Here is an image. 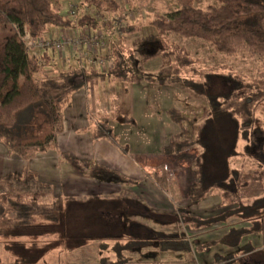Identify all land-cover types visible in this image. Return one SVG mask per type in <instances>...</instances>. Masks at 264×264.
Masks as SVG:
<instances>
[{
  "label": "trees",
  "instance_id": "1",
  "mask_svg": "<svg viewBox=\"0 0 264 264\" xmlns=\"http://www.w3.org/2000/svg\"><path fill=\"white\" fill-rule=\"evenodd\" d=\"M176 1L175 11L157 15L152 20L159 37L171 34L200 39L216 53L235 56L246 52L258 57L264 64V0H215L217 6L206 9L197 8L194 0ZM83 2L90 12L81 13L77 20H72L63 16L54 0H0V27L13 30L5 43H0V142L6 146L10 156L31 160L38 153L57 148L58 137L64 128V108L69 98L88 83L116 80L124 85L125 91L135 82L129 61L120 51L112 53L114 66L107 72L86 71L77 67L55 70L52 74H45L44 71L47 67H54V53L46 51L34 56L28 51L22 36L28 33L35 38L42 37L51 27H78L116 36L114 24L124 11L121 5L116 0ZM106 14H113L114 17L107 19ZM135 30L134 25L128 24L125 32L133 33ZM174 48L181 52H176L175 58L181 60L182 67L197 62L191 60L185 49L177 45ZM225 69L228 73L222 74L221 80H224L227 91L221 93H211L212 82L217 75L212 71H200L191 78L171 79L188 90L206 95L208 107L201 133L208 128L215 129L209 143L204 136L199 142L203 148L211 144L214 149L210 153L206 150L197 160L194 152H191L196 145L193 139L173 140L165 148L166 155L186 163H195L196 172L189 191L190 207L201 204L211 190L220 193L223 204L232 205L247 182L240 170H229L227 158L235 155L238 140L253 144L257 143V139H264V128L259 125V114L264 108V77L248 79L232 68ZM146 77L156 78L155 75ZM169 112L174 123L182 125L185 122V117L178 111ZM91 135L94 141L114 138L113 129L106 122L94 126ZM225 143L232 145L229 155L226 149L220 150ZM61 157L84 177L135 185L134 181L96 162L81 161L67 153H62ZM0 204L4 207L0 217V244L10 256V264H32L35 260V257L33 259L28 255L21 260L15 258L10 250L14 244L29 250L25 245H20L21 242L31 243L32 247L35 243L44 246L66 237L65 240L74 239L88 233L104 234L98 237L101 243L100 264H129L125 254L142 243L149 246L147 243L152 240L156 244L160 239L163 243L167 241V244L168 241H180V247L173 249L181 250V241L186 240L181 235L156 232L132 221L133 217L167 224L162 220L165 216L173 218L171 224L175 225L181 218L185 225L195 230L226 223L231 217L240 218L248 222V226H231L227 233L210 244H224L244 254L256 252L249 238L255 235L264 237V198L250 206L222 212L215 218L194 216L189 209H180L176 217H169L144 205L130 189L112 197L54 196V187L40 181L37 172L28 167L21 175L9 174L0 178ZM58 225L62 226L58 228L60 230L54 228ZM49 227L53 231L48 230ZM29 230L33 232L29 233ZM210 244L205 248L209 249ZM184 245L189 247L188 240ZM236 257L229 255L216 259L227 262ZM0 264H4L1 256Z\"/></svg>",
  "mask_w": 264,
  "mask_h": 264
},
{
  "label": "rangeland",
  "instance_id": "2",
  "mask_svg": "<svg viewBox=\"0 0 264 264\" xmlns=\"http://www.w3.org/2000/svg\"><path fill=\"white\" fill-rule=\"evenodd\" d=\"M116 1L124 10L122 14L125 12L134 14V21L129 22L128 24L134 25L136 30L133 33H127L124 30L122 36H112L111 38L113 41L109 38L107 40L106 47L102 52L105 50L108 51V55L104 54L108 58H112V53L114 51H120L124 54L132 68L131 74L135 79L134 85L143 87L141 88V93L144 92L148 99L151 100L152 98H156L157 103L152 102L149 107H153V109L161 113L157 114L159 118L156 120H151L148 117L136 114V118H132V120H129L128 122L123 123L120 121L125 132L122 137H119V140L122 142L124 139L127 140L130 145L129 152L135 153V155L138 156H147L148 153V155H156L161 151V142L169 141L167 144L168 146L171 141L182 139H193L196 142V145L191 151L194 152L196 160L201 154L204 152L206 153V150L210 153L212 149H214L211 144L207 148H203L199 144V142L203 139V136L207 143H209L213 137L212 134H214L215 131L213 127L208 128V130L203 132V134L201 133L202 126L204 125L205 110L208 107L206 95L188 90L182 84L175 83L171 79L173 77L191 78L195 76L197 72L212 71L215 72V75L217 73V75L212 82V90L210 89L211 93H221L227 91L226 85H224V80H221L222 74L228 73L227 69H225L226 67L232 68L234 71L243 74L248 79H253L264 77L263 62L258 57L252 56L246 52H242L235 56L216 53L207 42L200 39L185 38L171 34L165 37H159L156 27L152 24V20L157 15H166L175 11L177 9L176 0ZM54 3L60 9L61 13L66 12V8L69 5L76 6L79 15L81 13L90 12V10L85 6L83 0H54ZM194 5L197 8L206 9L209 6H217V2L215 0H194ZM112 17H114L113 14H106L107 19ZM12 31L13 30H11L10 27H0L1 44L5 43L6 37ZM110 40L114 43L111 44L113 49L111 47L108 48ZM174 45L185 49L191 60L197 62L189 67H182L180 65L181 60L175 58L177 50L174 48ZM177 53L180 54L181 52ZM52 54L54 57V67H47L44 71L45 74H52L55 70L62 71L64 68L70 69L68 65H63V61L58 57L57 53L52 52ZM184 55L185 54H183V56ZM146 75H155L156 78L148 79ZM107 82L108 83L102 85V82L99 81L97 82V87L91 86L89 88L91 90V97L94 102L97 97L100 104H104L105 100L107 109L110 111V115L113 114L112 117L116 123H118L119 121L115 119V116L118 115L120 108L117 105L118 103H116V96L117 92L122 93L121 91L124 90V85L116 80H109ZM95 83L96 82L93 84ZM171 105L173 108H170ZM170 110L178 111L185 117V122L182 125L174 123V121L170 118ZM92 114L93 112L90 113V116L93 118L94 115ZM92 118L91 120L93 122ZM166 124L170 127V130H172V136L168 137L171 132L166 129ZM259 125L264 128V108L259 114ZM94 126L96 125L94 124ZM119 131L120 129H118V132ZM165 142H163V144ZM256 142L257 143L248 144L245 141L238 140L235 155L227 158V166L229 167V170H240L243 173L244 180L247 182V186L243 187L239 191V198L232 205L227 203L223 204L220 193L217 190H211L206 199L198 206H195L196 213L203 215L199 217L215 218L222 212L234 210L241 206H250L255 201L264 198V139H257ZM0 144L7 150L6 146L2 142H0ZM167 146L164 147L163 152L160 153L159 156L149 160V165L153 168L148 169V174L150 175L148 178L152 179L151 181L154 182V185L159 191L167 195L166 198L169 199L172 204L174 203V205L177 206L178 211L183 208L188 209L186 206H189L190 204L189 191L194 181L196 166L194 165L195 163H186L176 157L166 155L165 148ZM224 147H220V150L222 151V149H226V152L229 155L232 145L225 143ZM52 151L57 152L58 155H60V159L63 160L61 157L63 152L59 150V142L57 148L49 149L45 153H38L36 157L31 160L36 158L41 160V158H43L42 155ZM7 155V157H14L24 162L31 161L24 160L15 155L10 156L8 154V150ZM27 167L35 172H38L29 166L24 167V169ZM219 169L222 170V172H226L222 167H219ZM68 186L69 184L65 187L67 188ZM134 186V184L124 185L117 184L115 182H105L98 185L99 194L93 196H119L127 189H130L134 194V191L132 190ZM72 188L73 187L70 186L68 190L72 191ZM115 190H118L119 195H112ZM58 192L59 191L57 190L54 191V196L59 195ZM72 192L76 191L74 190ZM210 205L211 207H208ZM3 208L4 207L0 204V217L4 211ZM175 208L176 207H173L174 213L169 215V217H176L175 214L177 213ZM67 219L68 218L66 217L65 220ZM139 219L140 217L136 220ZM172 219L173 218L165 216L162 218L163 222L167 223L166 225L175 226L174 223L171 224ZM131 220L133 221L135 218L133 217ZM248 224V222H244V220L240 218L231 217L226 223L215 224L209 229L195 230L185 225L180 218V221L177 222L176 228L157 229L164 231L163 234L181 235L184 239L188 240L189 247L188 245L185 247L184 244L186 240H184L185 242L181 241V250L176 251L173 247H180V241H168L169 244H167V241L163 243V240L160 239L157 244L154 240L150 241L147 243L149 246H145L142 243V245H139L137 249L132 252H127L125 255L130 261L129 264H201L204 257L209 258L212 262L216 258L226 257L229 255L244 256L237 264H244L245 260L248 264H264V237L261 235L253 236L251 242L255 247L256 252L250 254H244L239 249L231 248L224 244H210L212 241L221 238V236L227 233L229 227L248 226ZM54 228H56V230H60L58 228H62V226L58 225ZM47 229L53 231V228L51 227ZM28 232L32 233L33 231L29 230ZM62 233L64 232H61V234ZM101 235L104 236L102 233H95V235L88 233L87 235H82L68 240H65L67 237H62V241H53L52 243L44 246H39L35 243L34 247L31 246V243L21 242L20 245H25L29 248V250L25 249L23 246H19L18 244H14L10 250L12 252L11 254L16 256L15 258L18 260L23 259L26 255L33 259L35 257L32 264H100L99 246L101 243L98 237ZM126 239L128 240V237ZM207 244H210L208 246L209 249L205 248V245ZM0 256L3 257L4 264H10V256L4 252L1 244ZM232 261L234 260L223 262L226 264L228 262L232 263Z\"/></svg>",
  "mask_w": 264,
  "mask_h": 264
},
{
  "label": "crops",
  "instance_id": "3",
  "mask_svg": "<svg viewBox=\"0 0 264 264\" xmlns=\"http://www.w3.org/2000/svg\"><path fill=\"white\" fill-rule=\"evenodd\" d=\"M61 30L62 29L51 27L49 28L47 34L53 38H57L59 37ZM112 41H109L108 48L111 47L113 49L111 44L114 43ZM47 52L52 53L53 51ZM107 52L108 51L105 50L103 54L108 55L109 53ZM61 60L63 61V65H68L70 69H72V67H79L76 57L72 53H68L66 58ZM85 69L86 71H91L93 69L97 70L89 66ZM107 81L109 80L101 81L102 85L108 83ZM97 84L98 83L93 84V82L88 83L82 90L74 93L69 98L64 108L63 132L58 139L59 150L63 153L70 154L73 158L81 161L85 160L96 162L99 165H103L106 168L111 169L112 171L120 173L128 180L134 181L135 186L132 189L134 191V195L154 212H157L158 214L172 215L174 213L173 207H176V213L178 214L177 206L174 205V203L172 204L169 199L166 198L167 195L165 193H162L156 188L154 182L151 181L152 179L148 178L150 177L148 169L153 168L149 165V160L159 156L169 141H163L165 142L164 144L163 142L160 143L161 151L156 155H148V153L147 156H138L135 155V153L129 152L130 145L127 140L124 139L123 142L119 140V137H122L125 132L123 126H121V122L125 123L132 120V118H136V114L148 117L151 120L159 118L157 114L161 113L157 112V110L153 109V107H149L152 102L157 103L156 98H152L151 100L148 99L144 92L141 93V88L143 87L136 86L134 83L126 88L127 91L123 90L121 91L122 93L117 92L116 103H118L117 105L120 110L118 111V115L115 116V119L119 121L116 123L112 117L113 114L110 115V111L107 109L105 100L104 104H100L97 97L95 102L91 97V90L89 88L91 86L97 87ZM171 106L170 108H173V106ZM92 112V115H94L93 118L90 116V113ZM99 121L106 122L110 127H112L114 136L113 139H101L98 141H94L92 139L91 130L94 127V124L97 125ZM165 127L167 130H170V127H168L167 124ZM118 129H120L119 132ZM170 132L171 133L168 137L173 134L172 130H170ZM7 156V150L0 144V178L10 173L21 174L24 167L29 166L38 171L37 173L39 175V179L42 182L51 184L54 187V191H59V195L57 196H93L99 194L98 185L105 183L103 181L84 177V175L75 172L66 161L60 159V155H58L55 151L42 155L43 158H41V160L36 158L30 162H24L17 158ZM67 184H69V186L66 188L65 186ZM70 186L73 187L71 190H75L76 192L68 190ZM112 195H119L118 190H115ZM208 207H211V205ZM186 208H188L193 215L203 216L196 213V207H190V204L189 206H186ZM134 218L135 220L133 221L142 224L144 227L152 228L154 231L160 233H164V231L157 228H176V225L168 226L166 224L148 220L144 217H140L139 220H136L138 217ZM252 238L253 237L249 238L248 241H252ZM242 257L244 256L237 255V257L233 259L234 261H232V263L228 262L226 264H237L239 263V260H242ZM201 264H225V262H218L217 259H214L211 262L209 258L204 257ZM244 264H248L246 260Z\"/></svg>",
  "mask_w": 264,
  "mask_h": 264
},
{
  "label": "built area",
  "instance_id": "4",
  "mask_svg": "<svg viewBox=\"0 0 264 264\" xmlns=\"http://www.w3.org/2000/svg\"><path fill=\"white\" fill-rule=\"evenodd\" d=\"M62 14L72 20H77L79 15L74 5H69L66 12ZM134 19V14L129 12L121 14L114 24V35L122 36L127 24ZM111 37L112 35L104 31L92 32L89 29L82 30L75 27L62 29L57 38L48 34L35 38L26 33L22 36V40L28 51L34 56H40L45 51H53L60 59H65L68 53H72L76 57L80 69L89 66L104 73L114 66V60L106 57L102 52L106 47L107 40Z\"/></svg>",
  "mask_w": 264,
  "mask_h": 264
}]
</instances>
